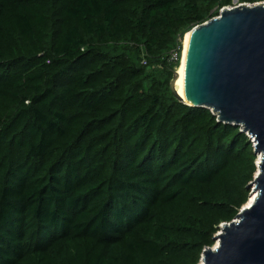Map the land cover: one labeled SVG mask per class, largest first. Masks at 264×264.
<instances>
[{"label":"trees","instance_id":"trees-1","mask_svg":"<svg viewBox=\"0 0 264 264\" xmlns=\"http://www.w3.org/2000/svg\"><path fill=\"white\" fill-rule=\"evenodd\" d=\"M233 1L0 0V264L200 263L257 156L170 82Z\"/></svg>","mask_w":264,"mask_h":264},{"label":"water","instance_id":"water-1","mask_svg":"<svg viewBox=\"0 0 264 264\" xmlns=\"http://www.w3.org/2000/svg\"><path fill=\"white\" fill-rule=\"evenodd\" d=\"M188 34L183 99L174 75L171 93L188 107L210 110L218 123L240 127L260 159L250 184L254 202L220 226L200 263L264 264V3L223 8Z\"/></svg>","mask_w":264,"mask_h":264},{"label":"bare ground","instance_id":"bare-ground-1","mask_svg":"<svg viewBox=\"0 0 264 264\" xmlns=\"http://www.w3.org/2000/svg\"><path fill=\"white\" fill-rule=\"evenodd\" d=\"M189 41V34H186L183 40V52H182V58H181V63L179 68L176 70L174 73V82H173V87L174 91L180 99H183V78H184V62H185V55H186V49ZM259 160L257 161V164L259 163ZM258 170V169H257ZM257 175V173H256ZM255 175V176H256ZM255 200V195H251L249 197V201L246 204V207L248 208ZM217 245V243H216ZM201 264V263H200Z\"/></svg>","mask_w":264,"mask_h":264},{"label":"built area","instance_id":"built-area-1","mask_svg":"<svg viewBox=\"0 0 264 264\" xmlns=\"http://www.w3.org/2000/svg\"><path fill=\"white\" fill-rule=\"evenodd\" d=\"M142 57H144V56H142ZM169 57H170L169 61L176 62V61L178 60L177 53H176L174 50L171 51ZM181 58H182V53H181V57H180V63H181ZM142 65H146V62H145L144 58L142 59ZM249 139H250V138H249ZM250 141L252 142L251 139H250Z\"/></svg>","mask_w":264,"mask_h":264},{"label":"rangeland","instance_id":"rangeland-1","mask_svg":"<svg viewBox=\"0 0 264 264\" xmlns=\"http://www.w3.org/2000/svg\"><path fill=\"white\" fill-rule=\"evenodd\" d=\"M233 6L232 7H237L238 5H237V2L234 0L233 1ZM185 37V36H184ZM183 40H184V38H183ZM182 52H183V41H182ZM181 52V53H182ZM252 143V142H251ZM252 146H253V144H252ZM257 161H258V157H257V159H256V162H255V165H256V163H257ZM251 190H252V187H251ZM200 264V263H199Z\"/></svg>","mask_w":264,"mask_h":264}]
</instances>
